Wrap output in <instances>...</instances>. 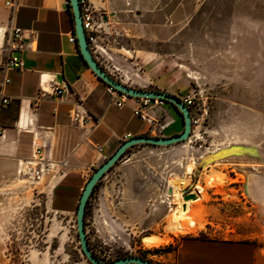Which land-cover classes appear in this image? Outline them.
Returning <instances> with one entry per match:
<instances>
[{
  "label": "rangeland",
  "instance_id": "1",
  "mask_svg": "<svg viewBox=\"0 0 264 264\" xmlns=\"http://www.w3.org/2000/svg\"><path fill=\"white\" fill-rule=\"evenodd\" d=\"M150 10L117 15L102 30L103 58L128 87L191 97V137L137 146L105 176L86 211L90 249L104 262L181 264L186 249L229 243L244 264H264V0H158ZM148 106L145 112L157 110L154 101ZM163 108L161 134H181L183 117L171 104ZM35 158L16 162L15 175L0 180V264H90L76 206L56 214L40 194L57 181L56 168L42 166L40 181L26 175ZM135 175L144 188L135 187ZM189 196L200 199L183 225ZM151 208L159 225L146 231L150 222L133 221V211ZM150 234L163 243L148 248Z\"/></svg>",
  "mask_w": 264,
  "mask_h": 264
},
{
  "label": "crops",
  "instance_id": "2",
  "mask_svg": "<svg viewBox=\"0 0 264 264\" xmlns=\"http://www.w3.org/2000/svg\"><path fill=\"white\" fill-rule=\"evenodd\" d=\"M9 1L0 0V60L10 56L6 42L8 32L15 27L23 30L28 48L20 54L24 61L22 69L0 71L1 94L10 99L9 105L0 107V180L2 177L6 182L15 175L16 162L43 159L45 165L56 168L58 179L51 188V182L47 183L46 190L40 192L42 198L56 214L70 213L75 206L77 211L93 171L125 141L147 135L149 126L135 114V102L117 107L116 97L85 62L69 0H22L16 9L6 6ZM90 1L96 9L107 13L110 24L117 15L121 18L147 14L158 2ZM56 89L64 92L59 96ZM74 110L80 113L79 122L73 121ZM161 110L167 113L163 107H157L147 114ZM164 116L167 117L159 115L155 119ZM134 185L144 188L137 175ZM142 217L150 222L146 231L158 228V208L156 212L152 208L133 211V221ZM227 244L186 249L181 252L180 262L244 264L242 257L230 254Z\"/></svg>",
  "mask_w": 264,
  "mask_h": 264
},
{
  "label": "water",
  "instance_id": "3",
  "mask_svg": "<svg viewBox=\"0 0 264 264\" xmlns=\"http://www.w3.org/2000/svg\"><path fill=\"white\" fill-rule=\"evenodd\" d=\"M69 2L74 16L75 35L78 41L80 52L87 65L96 74V76L101 79L107 86L131 98L165 101L174 106L183 117L184 130L179 135L171 137H152L145 135L133 137L128 141H125L108 160H106L100 167L93 171V175L86 184V187L80 198L76 214L77 231L81 250L90 264H153L149 260L141 257H126L112 262H104L98 259L92 253L87 238V231L85 226L87 205L97 184L121 161L128 150L143 145L158 148L170 147L188 141L191 137L193 124L191 112L180 98L170 93L159 91H144L128 87L111 77L105 70H103L96 61L89 46L88 38L84 30L82 21L80 0H69ZM191 199H193V197L189 196L186 201Z\"/></svg>",
  "mask_w": 264,
  "mask_h": 264
},
{
  "label": "built area",
  "instance_id": "4",
  "mask_svg": "<svg viewBox=\"0 0 264 264\" xmlns=\"http://www.w3.org/2000/svg\"><path fill=\"white\" fill-rule=\"evenodd\" d=\"M22 0H10L6 6L11 9H16L20 7V2ZM81 5V12H82V21L84 30L86 32L88 42L90 49L100 65V67L105 70L108 74V67L107 64L103 58L104 49L103 45L100 41V34L102 33V30L106 27H109V21L106 20L107 13L105 11H101L95 8L94 4L90 0H80ZM28 46L25 44L24 39V33L23 30L15 27L11 29L8 32V39L6 42V51L7 53H10V56L5 58L4 60H0V71L8 72L12 69H22L24 67V61L20 54L26 50ZM9 81H5V83H8ZM57 95H62L64 92L61 90H55ZM108 92L116 97L115 105L119 108H122L123 106L127 105L130 101H133L136 103V109L135 114L140 116L143 121L147 122L152 128V130H157V136L156 137H164L162 135V130L165 128L164 126H160L157 124V120L159 119H152L149 117L147 112L145 110L149 109L150 106H148L149 103H153V100L148 99H135L131 98L125 94H121L111 87L108 86ZM183 102L186 104V106L190 109L194 102L191 97H187ZM10 104V99L7 97H4L1 94L0 90V107L1 106H7ZM154 104L156 107H163L165 105L164 102L160 100H155ZM71 116L73 118V121L79 122L81 120L80 113L78 111H72ZM35 161H39L38 164L34 167L32 166V162H29L24 168L26 172V175L30 177L33 181H40V179L43 176L44 169H42V166L45 167L43 159L35 158ZM43 163V164H42Z\"/></svg>",
  "mask_w": 264,
  "mask_h": 264
},
{
  "label": "bare ground",
  "instance_id": "5",
  "mask_svg": "<svg viewBox=\"0 0 264 264\" xmlns=\"http://www.w3.org/2000/svg\"><path fill=\"white\" fill-rule=\"evenodd\" d=\"M148 115H149V117H151L152 119H155V118H157L159 115H168L165 111H163V110H161V111H159L158 113H153V112H150V114L148 113ZM184 185V184H183ZM182 185V186H183ZM181 186V185H180ZM179 186V187H180ZM178 187V186H177ZM177 187L175 186V189H176V193L175 194H179V188L177 189ZM182 188V187H181ZM193 193H197V192H193ZM200 199V197H198L197 199H195V200H192L193 202H196V201H198ZM192 201H187L186 202V206H187V208H185L186 210H183V219H184V223H183V225H186V223L188 224V218H186V216H187V213H188V210H189V208H190V206H191V202ZM179 214H180V212H179ZM182 214V213H181ZM180 214V215H181ZM181 221V220H180ZM180 224V223H179ZM181 226V225H180ZM183 227H185V226H183ZM187 228V227H186ZM191 231V230H190ZM187 232V231H186ZM143 241L145 242L144 244H147V247L148 248H151V247H158L159 245H161L162 243H163V241H161V240H155V239H152V238H144L143 239Z\"/></svg>",
  "mask_w": 264,
  "mask_h": 264
},
{
  "label": "trees",
  "instance_id": "6",
  "mask_svg": "<svg viewBox=\"0 0 264 264\" xmlns=\"http://www.w3.org/2000/svg\"><path fill=\"white\" fill-rule=\"evenodd\" d=\"M162 102H164V103H166V104H169V103H167V102H165V101H162ZM131 150V149H130ZM130 150H128L127 152H129ZM124 157V156H123ZM101 183V181L97 184V186L95 187V189H94V191H93V193H92V195L94 194V192L96 191V189L98 188V186H99V184ZM92 195H91V197H92ZM89 204V203H88ZM87 207H88V205H87ZM87 211V210H86ZM85 221H86V216H85ZM85 226H86V224H85Z\"/></svg>",
  "mask_w": 264,
  "mask_h": 264
}]
</instances>
